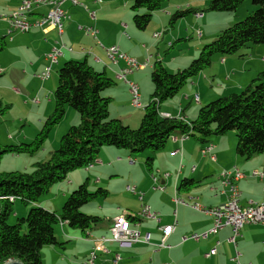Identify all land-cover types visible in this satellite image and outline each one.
Returning <instances> with one entry per match:
<instances>
[{
    "label": "crops",
    "instance_id": "0c3cea01",
    "mask_svg": "<svg viewBox=\"0 0 264 264\" xmlns=\"http://www.w3.org/2000/svg\"><path fill=\"white\" fill-rule=\"evenodd\" d=\"M21 1L0 2V37H4L5 41V47L0 52V102L3 105L13 106L17 101L24 107L36 108L38 126L42 125L44 119L54 110L53 93L57 80L56 76L51 75L52 73L46 79H41L38 75L48 64L45 54L53 47H58L61 42L65 44V47L61 49V54L58 56L57 63L52 66V70L67 60L76 59L86 60L96 70L105 71L114 80V84L106 89L110 90L109 95L106 96L111 98L110 116L133 127L139 125L143 115L142 109L149 103L153 91L150 79L153 63L161 61L169 72H176L197 57L202 46L213 40L215 33L223 29L221 24L214 23V19L220 16L209 17V14L201 7L202 4L208 3V0H166L160 9L153 13L149 26L144 30H148V33L138 30L132 22L130 10L132 0H102L100 3L93 0H78L95 11V19L89 18L86 10L79 4L66 1L62 5L65 18L61 35L55 28L48 27L44 30L39 26H33L27 32H20L11 29L6 15L10 14ZM186 8L190 12L171 25V15L176 10ZM197 12H203V16L197 17ZM45 13V6L34 7L29 13L28 20L34 22ZM168 24L171 29L166 26ZM88 26L96 29L97 33L92 35L79 28ZM206 28L212 30L206 32ZM198 29L200 30L197 32L199 39L186 43V47L182 46L185 53L172 52L178 42L192 40L189 32L193 33ZM158 31L162 34L159 39L161 38V42L166 44V48L161 49L157 45L160 40H154L158 39L154 37V33ZM99 42L104 47L117 45L121 51L138 61L149 57V63L146 66L129 75V78L138 86L140 107H134L131 104L127 85L117 77V72L124 66V61L118 60L115 64L111 62ZM260 72H264V44L244 47L232 54H214L211 65L201 71L199 77L191 81L188 87L180 91L172 100L160 106L159 114L177 117L189 123L197 117L201 106L218 97L240 92ZM195 95L198 96V101H195ZM120 97L124 98V101L120 103L123 107L118 108L116 105ZM75 112L71 111L70 107H66L63 119L54 130L53 143H59L69 127L79 123L80 117ZM30 113L26 114L24 120L23 116L20 117L21 120L11 117L8 120L10 125L6 127L7 135H4L3 139H1L0 127L2 144H17L11 142L12 140L18 143L30 142L35 138L39 131H30L32 125ZM18 124L20 128L17 132ZM185 135L173 133L169 136L164 147L156 152L151 170L146 168L149 173L140 165L142 156L134 157L128 150L113 146L102 147L89 169L70 173L68 186L81 184L85 180L88 184L92 179L94 186H97L105 179L120 175L121 168L125 165L129 166L131 174L122 176L126 182L125 188L122 184L116 189L117 192L126 196L127 202L124 204L126 208L119 211L115 205L108 206L105 200L98 201L92 211L96 215H103L105 219L88 235H82L77 229L69 227L66 222L59 223L61 232L58 235L56 228L54 231L58 242L63 245L44 246L41 249L42 264H87L86 260L90 256L95 239L110 235V227L115 216L137 215L141 204L139 194L129 192L127 186L134 187L136 192L143 193L142 202L148 203L158 212L161 225L175 223L174 229L165 237L164 246L156 248V245L162 242V232L159 231L157 223L151 219H139L138 229L142 233L147 231L151 234L150 242L136 243L128 247L113 241L108 242L105 244L108 251L96 252L95 264H264V224H245L240 229V235L235 243L228 240L232 232L228 226L206 238L194 240L190 238L191 234L207 231L212 226V216L190 206L175 204L172 199L177 189L179 196L189 202L192 201L193 196H197L198 202L206 207L223 204L227 199L228 187L222 184L220 174L223 170L237 168L244 174V177L237 181L240 204L246 205L249 201H259L263 195L264 178L254 176L251 172L262 169L264 153L255 154L249 159L239 156L235 150L236 137L231 134V131L215 136L206 143ZM210 145L211 149L202 154L201 149ZM41 149L45 153L55 148ZM145 152L147 151L142 154L147 156L148 153ZM211 156H214V159ZM28 159L24 162L25 167L29 164L32 167L34 162L45 160V158H39L38 153ZM125 159H129L130 164ZM106 160L110 162L105 164ZM138 165L140 169L136 168ZM23 171L29 170L26 168ZM134 172L137 177H134ZM165 173L169 175L166 177ZM152 174L157 177V182L153 181ZM182 179L192 180L193 185L179 190L178 186ZM159 185L162 189L158 188ZM59 186H62V183ZM66 193H61L62 201L67 198ZM55 199L56 197L53 198ZM40 205L56 212L44 203ZM56 207H59V204ZM81 211L90 214L86 206H83ZM183 237L186 239L183 240ZM111 244L117 245L118 248H112L114 246ZM129 248L131 249L128 250ZM212 248L216 249V253L207 256L206 254ZM236 252H239L237 259H235ZM70 253L73 254L70 255ZM115 253L121 257L116 263L113 261Z\"/></svg>",
    "mask_w": 264,
    "mask_h": 264
},
{
    "label": "trees",
    "instance_id": "16d2710c",
    "mask_svg": "<svg viewBox=\"0 0 264 264\" xmlns=\"http://www.w3.org/2000/svg\"><path fill=\"white\" fill-rule=\"evenodd\" d=\"M165 1L132 0L130 10L134 26L144 31L153 13ZM245 1L209 0L204 10L234 12ZM250 1L256 7L253 12L220 30L186 67L169 72L160 61L153 63L150 73L153 91L137 128L110 116L111 98L102 92L111 87L114 80L105 71L96 70L86 60L76 59L67 60L58 67L54 110L32 141L19 144L0 142V159L6 153L34 155L42 148L49 132L63 119L66 107L73 108L80 121L70 126L62 135L59 146L46 160L34 162L31 170L0 171V264H42L41 249L44 246L63 245L58 242L54 231L55 225L61 222H66L82 235H88L101 224L103 217L81 212V208L93 198L105 197L108 191L98 187L90 192L87 180L70 192L59 213L34 204L69 172L94 164L104 146L126 149L131 154L147 151L145 163L149 170L156 152L164 147L173 133L186 134L206 143L212 136L234 131L235 150L239 156L249 159L264 153V72L240 92L218 97L201 106L197 117L189 123L159 114L161 103L175 97L189 79L208 68L214 54H232L244 47L264 44V0ZM189 12L187 8L176 10L170 17V24ZM4 47V37H0V52ZM9 107V104L0 102V124ZM192 185V180L182 179L178 189ZM9 197L14 201L19 199L24 205L32 204L26 216L18 218L15 224L8 223L14 205Z\"/></svg>",
    "mask_w": 264,
    "mask_h": 264
},
{
    "label": "built area",
    "instance_id": "2783aa9c",
    "mask_svg": "<svg viewBox=\"0 0 264 264\" xmlns=\"http://www.w3.org/2000/svg\"><path fill=\"white\" fill-rule=\"evenodd\" d=\"M70 1L73 4H80L78 0H22L21 11L19 12H11V18H7L10 27L12 30H17L20 32H27L30 30L32 26H17L13 25V18L22 14H29L30 11L34 7L37 6H45L46 13L43 14L40 18V28L46 30L48 27L55 28L58 31V34L61 35L63 33V19L65 18L64 10L62 9V5L66 2ZM94 2L100 3L102 0H93ZM86 12L89 18L95 19V11L90 9L86 4H80ZM197 17H202L203 12H197ZM84 29L85 32L95 35L97 33L96 29L93 27H79ZM162 34L159 32L154 33L155 38H159ZM99 45L104 48L109 59L114 64L117 63L118 60H123L124 63L130 64V71H121L120 69L117 72V77L121 79L128 87V92L130 94L131 104L134 107H140V93L137 84L129 78V75L132 74L135 70L141 69L149 63V57L143 61H138L136 58L129 56L125 52L121 51L117 45H111L109 47H104L102 43L99 42ZM65 47L63 42L60 43L58 47H53L49 52L45 54V58L48 61V64L45 66V69L40 74L42 79H46L49 77L52 66L57 63L58 56L61 54V49ZM71 50V48H68ZM1 72V70H0ZM195 101H198V96L195 95ZM38 101V100H33ZM168 117V116H163ZM187 136V135H185ZM211 149L210 146H205L201 149V153L205 154L207 151ZM214 159V156H211ZM92 164H88L85 169H89ZM194 168L192 167V170ZM252 175L258 176L259 178H264V168L261 170H256L251 172ZM166 177L169 175L168 173L164 174ZM222 184L228 187V195L225 203L220 204L218 206H210L206 207L201 205L197 197L194 201L189 202V204L178 203L176 199H173L175 204H182L186 206H190L196 210L202 211L205 214L212 216L213 223L212 226L203 233H194L191 234L190 238L194 240H199L201 238H206L211 234H215L218 230L223 227L231 228V236L228 238L229 241L235 243L236 238L240 235V229L245 224H264V189L261 200L259 201H249L246 205H241L239 202L240 190L237 185V181L244 177V174L237 168L233 170H223L220 174ZM152 179L154 182H157V177L152 174ZM159 189H162V186H158ZM127 190L131 193H138L139 199L141 200L140 209L137 215L129 217L127 214H120L113 218L112 225L110 227V235L102 236L95 239L94 246L90 253V256L87 260V264H95L96 252L97 251H108L105 247V244L108 242H116L121 246L128 247L136 243H149L151 234L149 232H140L138 229L139 219H151L157 223L159 231L162 232V242L156 245V248L164 246V239L167 237L172 230L174 229L175 223L172 225H161L160 217L158 212H156L152 207L145 202H142L143 193L136 192L134 187L127 186ZM186 237H183L185 240ZM216 253V249L212 248L206 255L209 256L211 254ZM239 256V252H236V257ZM120 255L115 253L113 256V261L116 263L120 260ZM250 264V263H246Z\"/></svg>",
    "mask_w": 264,
    "mask_h": 264
},
{
    "label": "rangeland",
    "instance_id": "374dc122",
    "mask_svg": "<svg viewBox=\"0 0 264 264\" xmlns=\"http://www.w3.org/2000/svg\"><path fill=\"white\" fill-rule=\"evenodd\" d=\"M0 2H8V3H10V2H13V0H3V1L1 0ZM207 5L208 4L205 3V4H202L201 7L203 9H205ZM255 8L256 7H254L253 4H251V1L250 0H246L234 12H217V11H206V12L209 14V17H212L214 15L220 16L219 18L214 19V23L215 24L216 23L221 24L220 25L221 28L224 29V28L232 25L234 22H237V21H240V20L244 19L247 15L251 14V12H253V10ZM166 26L169 27V29H171L170 28L171 26L169 24L166 25ZM210 29L211 28H206L205 30L207 32ZM198 31H200V30L198 29L196 31H193V33H191V31H190L189 34H190L192 40L182 41L180 43L178 42L172 52H174V53H178V52L185 53V50H182V46L184 45V47H186V45H185L186 43L192 42V41H197L199 39L198 38V34H197ZM144 32L145 33H148V30H146ZM216 35H217V33H215V35H214L215 37L214 38H216ZM154 40L155 41H159L160 40V43L158 42V44H157L158 47H160L161 49L162 48H166V46H165L166 44L164 42H161L162 41L161 38L160 39L159 38L158 39H154ZM154 44H153V46H154ZM154 48H156V45L154 46ZM162 53L164 55V51ZM186 66H184V67H186ZM184 67H181V69L184 68ZM58 69H59L58 67L57 68L55 67L52 70V72H51L52 73L51 75L56 76V79H57L56 80V85H57V81H58ZM150 73H151V71H150ZM199 75L200 74H197L194 77H192L191 79H189L187 81V83L182 87V89L180 91H182L185 87H188V84H190L191 81L196 80L199 77ZM38 76L40 77V74ZM150 79H151V77H150ZM12 84H14V83H12ZM56 85H55V87H56ZM23 87L26 88L25 85H23ZM105 90L102 93H103L104 96H108L109 93H110V90H106V91ZM179 92H178V94H179ZM33 100H37V99H33ZM170 100H172V99H168V100L164 101L163 103H161L160 106L162 107L163 104H165L167 101H170ZM123 101H124V98L123 97L118 98V100H117V104L118 105H116V106L118 108L123 107V106L120 105V103L123 102ZM70 109H71V111H74L75 112V110L73 108H70ZM35 110H37V109L36 108L33 109V107H31V106H25L24 107V106H22L17 101H15V103H14L13 106L10 104V107L8 108V110L5 111V113L1 117V125H0V127L2 129L1 139L4 138V135H7L6 127H7V125H10V124H8L9 123L8 120L11 117H14V118L16 117L17 120H21L20 117L23 116V120H24L26 118V114L29 113V112H31L30 115H29V118H32L31 119V124L32 125H31V128H30V131L31 132H34V130H37L36 132L40 131L46 119H44V122L42 123V125H39L38 126V124H37V118H36L37 112ZM75 113H77V112H75ZM68 120H69V118H68ZM11 125L14 126V124H11ZM56 126L49 132V135L46 138L44 144L42 145V148L45 147V148H48V149H50V148H55L56 149L57 146L59 145V143L56 144V143H53L52 142L53 135H54V130H55ZM137 127H138L137 125H134L131 128H137ZM19 128H20V125H19V127L17 129V132L19 131ZM231 134H233L235 136V132L234 131H231ZM213 137H215V136H212V138ZM11 142L19 144L18 142H15L14 140H12ZM50 143H52V145ZM46 145H47V147H46ZM55 149H50V150H48L45 153L41 151L42 149H39L38 151H36L34 153V155L38 153L39 154V158H45V160H46L49 157L50 152L53 151V150H55ZM143 152H138V153L132 154V156H134V157H136V156H142V158L140 160V163H141L140 165H141V167L143 169H145L147 171V169H146L147 166H146V163H145L146 156H144V154H142ZM145 153H147V152H145ZM30 157L31 156L29 154H26V153H20V154L6 153V154H3L2 155V158L0 159V171L1 172H11V171H14V170L23 171V170H26V168H27V170H31L32 167L30 166V164L27 167H25V163H24L25 160H29L28 158H30ZM110 160H106L105 161V164H108L110 162ZM125 161L128 164H130L129 163V159H125ZM22 168H24V169L22 170ZM136 168H139L140 169V166L138 165V166H136ZM84 169H85V167L79 168V169H75V170L69 172L68 175L66 176V178L64 180H62L61 182H58V183L52 185L51 188L49 189V191L46 194H44L43 196H41L40 199L34 205L41 206L40 204L44 203V205H48V208L49 209H53V210H56V212H59V210L62 207L63 201H64V200L62 201L61 193L62 192L63 193L64 192H67L66 193V197H67L68 194H70V192H72L74 189H76L78 187V184H79V183H77L75 185L68 186V185H70L69 183H67V181L69 180L70 173H72V172L79 173L77 171H82ZM120 172H122V173H120V175H118V176H112V178H109V179H105L104 178L105 181H103L102 184L97 185V186H94L95 184H93V181H94L93 179L90 180V182L87 185V188H88V190L90 192L95 191L98 187L105 188L108 191V193H107V195L105 197L101 198L102 196H98L96 198H93L87 204L83 205V206H86L88 208V212H90V214L96 215V213L94 211H92V208L93 207L95 208L97 202L98 201H102V200H105V203L108 206H110V207H112V206L115 205L116 208L119 211L120 210H124L126 208L125 205H124L127 202V199L125 198L126 196L123 195V194H121L120 192H117L116 189L120 188V186L122 184H123V188H125L126 182L124 181V178L122 176L123 175L129 176L131 174L129 172V166L125 165L123 168H121V171ZM72 175H74V174H72ZM134 177H137V174L135 172H134ZM84 179H85V177L82 179V181ZM61 183H62V186H59ZM130 184H133V183H130ZM55 197H56V199L53 200V198H55ZM9 199L11 201H14V198L13 197H9ZM58 204H59V207H56V206H58ZM31 205L32 204H30V205H24V204H22V202L19 199H16V201L14 202L13 208H12V212L10 213V215L8 217V223L9 224H15L17 222L18 218L25 217L26 214H27V211L29 210V208H30ZM83 210H84V208H83ZM81 212H83V211H81ZM101 216L103 217V215H101ZM55 228H56V230H58V235H59V232H61L59 224L55 225ZM66 229H68V228H66ZM111 246H114L112 248H118V247H116L117 245H115V244H111ZM130 249L131 248H129L128 250H130ZM71 254H73V253H70V255Z\"/></svg>",
    "mask_w": 264,
    "mask_h": 264
},
{
    "label": "bare ground",
    "instance_id": "6f19581e",
    "mask_svg": "<svg viewBox=\"0 0 264 264\" xmlns=\"http://www.w3.org/2000/svg\"><path fill=\"white\" fill-rule=\"evenodd\" d=\"M19 11H21V4H19L16 8H14L11 12H19ZM11 12H10V14L6 15L7 18H11ZM13 25H17V26H24V25H26V26H40V18L35 20L34 22H30L28 20V14L18 15V16H15V18H13ZM120 70L121 71H130V64L124 63V66L121 67ZM262 168H264V166ZM253 171H256V170H253ZM196 197L197 196H193L191 200L194 201V199H196ZM172 198L176 199L178 201V203L189 204V201H187V200H185L179 196L177 189L175 190V193H174Z\"/></svg>",
    "mask_w": 264,
    "mask_h": 264
}]
</instances>
